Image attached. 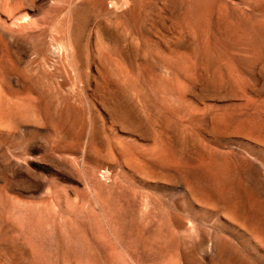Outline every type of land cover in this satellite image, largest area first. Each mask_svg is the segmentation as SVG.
<instances>
[{
    "label": "rangeland",
    "instance_id": "rangeland-1",
    "mask_svg": "<svg viewBox=\"0 0 264 264\" xmlns=\"http://www.w3.org/2000/svg\"><path fill=\"white\" fill-rule=\"evenodd\" d=\"M104 1L0 0V264H261L199 206L241 209L258 177L233 131L264 126V0ZM73 6L74 70L53 44ZM98 29L128 60L98 54ZM98 87L120 89L126 123Z\"/></svg>",
    "mask_w": 264,
    "mask_h": 264
},
{
    "label": "bare ground",
    "instance_id": "bare-ground-1",
    "mask_svg": "<svg viewBox=\"0 0 264 264\" xmlns=\"http://www.w3.org/2000/svg\"><path fill=\"white\" fill-rule=\"evenodd\" d=\"M2 1V0H1ZM16 1V0H15ZM93 0H84V3H90ZM120 1V0H119ZM123 1V0H122ZM129 1V0H128ZM127 0L123 1V5L125 6L124 8H129V4L130 2H128ZM104 4L105 1L104 0H98V3ZM21 3V2H19ZM24 3V2H23ZM80 3V2H78ZM132 3V2H131ZM6 4V3H5ZM15 4V3H14ZM75 4V3H74ZM20 5V4H19ZM108 5V4H107ZM109 5H111V7H116L117 3L115 1H110ZM141 5V4H140ZM139 5V6H140ZM71 6V5H70ZM119 6V5H118ZM242 6V5H241ZM5 7V6H4ZM120 7V6H119ZM224 7V6H223ZM68 8V7H67ZM118 8V7H117ZM116 8V11H118ZM123 8V7H122ZM221 8V7H219ZM5 9V8H4ZM153 9V8H152ZM191 9V8H190ZM8 10V9H7ZM68 12H64L66 14V16L68 17V22L67 26L65 27V32L60 35L59 37H56L54 39L53 44H55L57 46V53L61 52L62 54H64V56L62 58H66L69 62L70 65L72 66L73 70L74 67L77 65V62H82V50L80 48V44H79V35H80V29L82 27V24L86 18V14L84 11L80 10L77 6H73L70 7L69 9H67ZM155 10V9H154ZM219 9H217L218 11ZM224 10V9H223ZM141 11V9H140ZM176 11V10H175ZM212 11V9H211ZM7 12V11H6ZM29 12V11H28ZM153 12V11H151ZM182 13V12H181ZM221 13V12H220ZM223 13V12H222ZM141 14V12H140ZM209 15V13H207ZM219 14V13H218ZM226 14V13H224ZM13 15V14H12ZM24 15V14H23ZM23 15L20 14V20H19V16L17 17L18 21H21V19H26L27 17H24ZM63 16V15H62ZM65 16V15H64ZM220 16V15H219ZM187 17V16H186ZM66 18V17H64ZM183 18V17H182ZM185 18V17H184ZM32 19V18H31ZM30 19V20H31ZM154 19V18H153ZM152 19V20H153ZM220 19V17H219ZM227 19V18H226ZM10 20V18H9ZM65 19H63L64 21ZM147 20V18H146ZM145 20V21H146ZM150 20V19H149ZM17 21V23H18ZM29 21V20H26ZM26 21L23 20V22L26 23ZM33 21V20H31ZM155 21V19L153 20ZM218 21V20H217ZM21 22V23H23ZM182 22V21H181ZM231 22V21H230ZM14 23V22H13ZM16 23V22H15ZM20 23V24H21ZM24 23V24H25ZM30 23V22H29ZM149 23V22H148ZM156 24V23H155ZM27 25V24H26ZM30 25V24H29ZM65 25V24H64ZM154 25V24H153ZM15 26V24H14ZM32 26V25H31ZM30 26V27H31ZM63 26V25H62ZM13 27V25H12ZM29 27V26H28ZM16 28V27H15ZM14 28V30H15ZM19 28V27H18ZM57 28V27H56ZM103 28V26H102ZM157 28V27H156ZM13 29V28H12ZM64 31V28L62 29ZM104 30V29H103ZM227 30V29H226ZM235 30V29H234ZM11 31V30H10ZM13 31V30H12ZM243 31V30H242ZM14 32V31H13ZM26 32V30H25ZM24 32V33H25ZM244 32V31H243ZM250 32V31H249ZM22 33V32H21ZM30 33V32H29ZM44 33V32H43ZM105 33V32H104ZM107 33V32H106ZM113 33V32H112ZM52 34H54L52 32ZM61 34V33H59ZM182 34V33H181ZM156 35V34H155ZM234 35V34H233ZM109 36V35H107ZM55 37V36H54ZM173 38V37H172ZM230 38V37H229ZM240 39V38H239ZM238 39V40H239ZM165 41V40H164ZM35 42V41H34ZM30 43V42H29ZM51 43V42H50ZM109 43L111 44L110 47H106V43H105V37L102 33L101 29H98L97 31V39H96V44H97V51H99L98 54L100 53H105V51L108 50L109 55H114L117 58H119L120 60H126L128 57L125 56V53L123 52V50L121 49V47L119 46V43L117 41V38L112 36L109 39ZM50 45V44H49ZM192 45V44H191ZM105 46V47H104ZM45 47V46H44ZM43 47V48H44ZM45 49V48H44ZM83 51H84V46L82 47ZM106 49V50H105ZM177 49V48H175ZM49 50V49H48ZM90 50V49H89ZM159 50V49H158ZM51 51V50H50ZM172 51V50H171ZM43 52V51H42ZM194 52V51H193ZM58 53V55H59ZM61 53L59 56H61ZM149 53V52H148ZM147 53V54H148ZM240 53V52H239ZM41 54V52H40ZM130 54V53H129ZM229 54V53H228ZM134 55V54H133ZM161 55V54H160ZM165 55V54H164ZM135 56V55H134ZM56 57V56H55ZM100 57V56H99ZM171 57V55H170ZM174 57V56H173ZM249 57V56H248ZM22 58V57H21ZM48 58V57H47ZM84 58V57H83ZM45 59V58H44ZM169 59V58H168ZM176 59V58H175ZM178 59V58H177ZM233 59V58H232ZM35 59H33L34 61ZM63 60V59H62ZM61 60V61H62ZM66 60V61H67ZM128 60V59H127ZM191 60V58H190ZM45 61V60H44ZM67 61V63H68ZM90 61V60H89ZM115 61V60H114ZM176 62V60H175ZM264 62V61H263ZM124 63V62H123ZM122 63V64H123ZM130 63V62H129ZM132 63V62H131ZM138 63V62H137ZM142 63V62H141ZM171 63V62H170ZM227 63V62H226ZM55 64V63H54ZM69 64V63H68ZM120 64V66L122 65ZM125 64V63H124ZM44 65V64H43ZM56 65V64H55ZM59 65V64H58ZM65 65V64H63ZM98 65V64H97ZM129 64L126 63V66H128ZM19 66V65H18ZM70 66V67H71ZM80 66V65H77ZM123 67V69L119 70L121 73L123 71V73L126 72L127 77H125L126 79H130V77H128L129 74V69L131 67ZM148 66V65H147ZM20 67V66H19ZM45 67V66H44ZM49 67V66H48ZM55 67V66H54ZM122 67V66H121ZM120 67V68H121ZM135 67V66H133ZM144 67V66H143ZM1 68V67H0ZM66 68V67H65ZM77 68V67H76ZM79 68V67H78ZM77 68V70H78ZM33 69V68H32ZM55 70V69H54ZM86 70V69H85ZM1 71V70H0ZM38 71V70H37ZM70 71V70H69ZM192 71V70H191ZM62 73V71H60ZM68 72V71H66ZM77 72V71H76ZM80 75L82 74V70L80 69ZM88 72V71H86ZM116 72V71H115ZM2 73V72H1ZM23 73V71H22ZM33 73V72H32ZM48 73V72H47ZM53 73V72H52ZM100 73V72H98ZM122 73V74H123ZM131 73V71H130ZM192 73V72H191ZM44 74V73H43ZM69 74V73H68ZM101 74V73H100ZM125 74V75H126ZM223 74V73H222ZM87 75V74H86ZM85 75V77H86ZM124 75V74H123ZM124 75V76H125ZM131 75V74H130ZM193 75V74H192ZM64 76V75H63ZM69 76V75H68ZM53 77V76H52ZM70 77V76H69ZM89 77V76H88ZM123 77V76H121ZM233 77V76H232ZM65 78V77H64ZM79 79V77H77ZM124 78V77H123ZM141 78V77H140ZM239 78V77H238ZM63 79V78H62ZM125 79V81H126ZM54 80V79H53ZM58 80V79H57ZM135 80V78H134ZM236 80V79H235ZM5 81V79H4ZM19 81V80H18ZM48 81V79H47ZM82 81V80H81ZM20 82V81H19ZM49 82V81H48ZM47 82V83H48ZM54 82V81H53ZM60 82V80H59ZM204 82V81H203ZM238 82V81H237ZM52 83V82H51ZM50 83V84H51ZM72 83V82H71ZM77 83V82H76ZM32 84V83H31ZM61 84V83H60ZM82 84V82H81ZM3 85V84H2ZM5 85V84H4ZM46 85V84H45ZM197 85V84H196ZM9 86V85H8ZM82 86V85H81ZM235 86V85H234ZM60 87V86H59ZM104 87V86H103ZM38 88V87H37ZM44 88V87H43ZM73 89V88H72ZM52 91V90H51ZM56 91V90H55ZM73 91V90H72ZM98 91L101 93V97L104 103H108L109 107L107 109V114L114 120V121H120L121 123H126V116H127V110H126V106L124 104V98L123 95L120 91L119 88H116V90L114 91H105L101 88L98 87ZM11 92V91H10ZM18 92V91H17ZM35 92V91H34ZM44 92V91H43ZM50 92V91H49ZM68 92V91H67ZM84 92V91H83ZM180 92V91H179ZM81 93V92H80ZM69 94V93H68ZM20 95V94H19ZM61 96V94L59 95V97ZM65 96V94H64ZM2 97V96H0ZM40 97V96H39ZM55 97V96H54ZM63 97V95H62ZM76 97V96H75ZM82 97V96H81ZM8 97H6L7 99ZM19 98H21L19 96ZM63 99V98H62ZM3 99H1L2 101ZM11 100V98H10ZM16 100V99H14ZM65 100V99H64ZM60 101V100H59ZM62 101V100H61ZM3 102V101H2ZM12 102V101H11ZM18 102V101H16ZM33 102V101H31ZM35 102V101H34ZM39 102H42L41 99L39 100ZM63 102V101H62ZM65 102V101H64ZM72 102V101H71ZM75 102V100H74ZM15 103V101H14ZM37 103V102H36ZM78 103V102H77ZM25 104V103H24ZM65 104V103H64ZM35 105V103H34ZM46 105V104H45ZM89 105V104H88ZM82 106V105H81ZM47 107V106H46ZM51 107V106H50ZM60 107V106H59ZM3 108V107H2ZM12 108V107H11ZM26 108V107H25ZM24 108V109H25ZM213 108V107H212ZM10 107L6 110H9ZM33 109V108H32ZM40 109V108H39ZM42 109V108H41ZM56 109V108H55ZM72 109V108H71ZM4 110V109H2ZM12 111V109H10ZM27 110V109H26ZM36 110V109H35ZM38 110V109H37ZM36 110V111H37ZM43 110V109H42ZM11 111H9L8 113H10ZM16 111V110H15ZM21 111V110H20ZM34 111V110H33ZM3 112V111H2ZM6 112V111H5ZM28 113V112H27ZM31 113V112H29ZM5 114V113H4ZM7 114V113H6ZM23 114V113H22ZM21 114V115H22ZM36 114V113H35ZM40 114V113H39ZM49 114V113H47ZM62 115V114H60ZM23 116V115H22ZM42 116V115H40ZM45 116V115H44ZM32 117V115H31ZM46 117V116H45ZM56 117V116H53ZM40 118V117H39ZM37 117V119H39ZM126 118V119H125ZM41 119V118H40ZM55 119V118H54ZM89 119V118H88ZM44 120V119H43ZM42 120V121H43ZM71 120V119H70ZM69 120V121H70ZM223 120V119H222ZM54 121V120H53ZM68 121V122H69ZM91 121V120H90ZM45 122V121H44ZM67 122V121H66ZM95 122V121H94ZM119 123V122H118ZM252 123V122H251ZM6 124V123H5ZM39 124V123H38ZM84 124V123H83ZM87 124V123H86ZM91 124V123H90ZM255 124V122H254ZM42 126V125H41ZM7 127V126H6ZM11 127V126H10ZM65 127V125H64ZM63 127V128H64ZM235 127V126H234ZM9 128V127H8ZM13 128V127H11ZM141 128V127H140ZM11 130V129H9ZM213 130H215V127H213ZM2 131V130H1ZM63 131V130H62ZM215 132V131H214ZM235 134H238L243 140L247 141L249 144L247 145V149L250 152V154L252 155V159L250 160V166L253 170H255L258 174V177L256 178V180H253L250 176L246 177L245 182L242 185V192H243V196H244V204L242 206V208L240 209L239 204L236 201H233V199L231 200H224L222 203L221 208L218 209L213 207V206H209L208 204H200L199 209L201 211H217V210H222L223 212V219H224V223L231 229L235 230L238 232V234L240 236H242L243 238V242H244V247L246 248V250L248 251V253L250 254V256L255 259L256 261H258L261 264H264V201L261 200L260 197V191L262 189H264V126L261 125H249L246 127H238L233 131ZM60 133V132H59ZM158 133V132H157ZM188 133V132H187ZM225 133V132H224ZM231 133V132H230ZM3 134V133H2ZM94 134V133H93ZM143 134V133H142ZM146 134V133H144ZM162 134V133H161ZM160 134V135H161ZM161 137V136H160ZM158 138V137H157ZM94 141V140H93ZM87 143V142H86ZM163 144V143H162ZM157 145V143H156ZM124 149V148H122ZM166 149V147H165ZM156 150V148L154 149ZM228 153V152H227ZM125 154V153H124ZM154 154V153H153ZM167 154V153H166ZM165 154V155H166ZM249 154V153H248ZM129 155V154H128ZM160 155V154H158ZM126 157V154H125ZM152 157V156H151ZM158 157V156H157ZM135 158V157H134ZM149 158V157H147ZM127 160V159H126ZM125 161V158H124ZM159 161V160H158ZM247 161V160H246ZM128 163V162H127ZM138 163V162H137ZM145 164V162L143 163ZM141 164V165H143ZM146 166V165H145ZM154 171V170H153ZM150 174V173H149ZM188 178V177H187ZM229 184V183H227ZM222 186V185H221ZM224 189V188H223ZM222 189V190H223ZM230 189V187H229ZM208 191V190H207ZM202 193V192H200ZM213 192L210 193V196H212ZM214 194V193H213ZM229 194V193H228ZM208 195V194H207ZM229 196V195H228ZM212 198V197H211ZM210 198V199H211ZM224 198V197H221ZM226 198V197H225ZM228 198V197H227ZM220 199V198H219ZM235 200V199H234ZM217 202V201H216ZM199 203V202H198ZM219 204V203H218ZM223 224V223H222ZM236 232V233H237ZM232 247V246H231ZM216 248H218V244H216ZM220 249V247L218 248ZM233 253V252H232ZM246 253V252H245Z\"/></svg>",
    "mask_w": 264,
    "mask_h": 264
}]
</instances>
